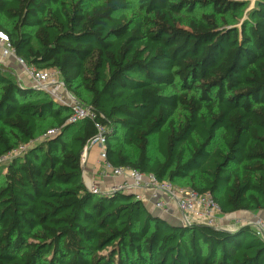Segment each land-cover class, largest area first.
I'll list each match as a JSON object with an SVG mask.
<instances>
[{
    "label": "trees",
    "instance_id": "1",
    "mask_svg": "<svg viewBox=\"0 0 264 264\" xmlns=\"http://www.w3.org/2000/svg\"><path fill=\"white\" fill-rule=\"evenodd\" d=\"M133 2L139 20L123 12ZM0 0L19 58L56 70L96 118L0 65V264H264L249 225H173L127 193L95 195L83 155L210 193L223 215L264 212V0ZM49 131L56 134L48 136ZM221 135L223 147L214 143ZM156 138L158 157L151 154ZM132 150V152H130Z\"/></svg>",
    "mask_w": 264,
    "mask_h": 264
},
{
    "label": "built area",
    "instance_id": "2",
    "mask_svg": "<svg viewBox=\"0 0 264 264\" xmlns=\"http://www.w3.org/2000/svg\"><path fill=\"white\" fill-rule=\"evenodd\" d=\"M10 59H13L21 68L18 81L24 83L23 79L28 78L32 84L39 89V91L50 95L57 103L65 105L71 109L72 114L68 123H77L87 119L94 120L96 118V115L90 108L79 105L73 97H56L62 96V94H57H59L60 88H65L64 84L60 83L58 80V71L38 70L29 67L24 60L17 56L9 39L0 34V65H4ZM96 127L98 134L90 142L89 148L95 146L100 148L98 165L100 166L101 174L105 177H125L131 181V184L125 183L114 185L107 193H103L97 187L90 185L88 189L91 193L100 195L116 192L128 193L129 191H132L136 194L134 197L143 203L152 199L155 208L166 215L170 214L173 209H177V211L181 213L182 225L194 223L221 228L219 224L226 215L222 214L218 203L210 193L200 194L189 189L179 188L169 181H159L151 174H143L128 167H113L108 161L106 130L100 124H97ZM55 134V131L48 132V136H53ZM27 148L28 146H21L19 149L0 157V166L7 164L16 157L22 155ZM89 148H86V151ZM138 191H142V193L138 194ZM145 192L149 193L150 198L144 195ZM251 226L255 229L257 236L264 239L263 221L257 220L254 222V225Z\"/></svg>",
    "mask_w": 264,
    "mask_h": 264
},
{
    "label": "crops",
    "instance_id": "3",
    "mask_svg": "<svg viewBox=\"0 0 264 264\" xmlns=\"http://www.w3.org/2000/svg\"><path fill=\"white\" fill-rule=\"evenodd\" d=\"M1 34V33H0ZM7 69H10L13 73V75L18 79L19 74L21 73V68L17 65V63L10 59L8 60L4 65ZM24 85H32V82L25 78ZM28 87V86H27ZM99 156H100V148L95 146L91 147L87 150L86 153L83 155V182L84 184L89 187L90 185H93L97 187L100 191L103 193H107L111 187L114 185L119 184H131V181L125 177H105L101 174L100 166L98 165L99 162ZM142 191H138V194H141ZM127 194H133L136 195L134 192L129 191ZM148 198H150L149 193H144ZM144 205L148 209V211L154 215V216H160L165 221L169 222L173 225H182L181 223V213L177 211V209H173L170 214H164L160 210L155 208L154 201L152 199L147 200L144 202ZM237 214H241L240 216L245 217L248 220H253L254 222L256 220H261L264 223V212H239ZM231 216V215H230ZM260 217V218H259ZM248 222V221H247ZM252 223H238L229 226L230 228H237L239 226L243 225H251ZM253 225V224H252Z\"/></svg>",
    "mask_w": 264,
    "mask_h": 264
},
{
    "label": "rangeland",
    "instance_id": "4",
    "mask_svg": "<svg viewBox=\"0 0 264 264\" xmlns=\"http://www.w3.org/2000/svg\"><path fill=\"white\" fill-rule=\"evenodd\" d=\"M245 1L249 3V8L245 12L244 18L246 17V13H248L254 7V5H255V3H256L257 0H255V3H254V0H245ZM137 7H138L137 2H133L131 4L130 8L127 11L123 12V14L126 15L129 19H133V20H136L137 21L141 17V13L137 9ZM0 21L4 24L5 27H7V28H10L11 27V23L8 22V21L3 20L1 17H0ZM58 80H59L60 83H62L60 81V79H58ZM61 94H62V96H56V97H63V96H66V97L67 96H71L72 97V95H70L67 92L66 88H62V89L60 88L59 89V94H57V95H61ZM221 135H222V133H220L219 136H218V138L216 139V141L214 143V148L215 147H223V143L221 141ZM152 143L153 144H152V148H151V151H152L151 154H152V157L155 158V157H158L157 148H156V138H153ZM130 152H132V150H130ZM176 186L179 187V188L187 189L186 182H180L179 184H176ZM240 215L241 214H237V213L231 214V216L230 215H226V217L221 220L219 226L221 228H223V229L224 228H227L228 229L229 226H231V224L234 225V224L244 223V222L245 223H252L254 225V221L253 220L252 221L251 220H248L245 217H242Z\"/></svg>",
    "mask_w": 264,
    "mask_h": 264
},
{
    "label": "water",
    "instance_id": "5",
    "mask_svg": "<svg viewBox=\"0 0 264 264\" xmlns=\"http://www.w3.org/2000/svg\"><path fill=\"white\" fill-rule=\"evenodd\" d=\"M254 3H255V0H254ZM28 87H30V88H33V89H35V90H37V91H39V89L36 87V86H34L33 84L32 85H27ZM87 152V151H86ZM85 152V153H86ZM130 196H135V195H133V194H130ZM156 218H158V219H163V218H161L160 216H155Z\"/></svg>",
    "mask_w": 264,
    "mask_h": 264
}]
</instances>
